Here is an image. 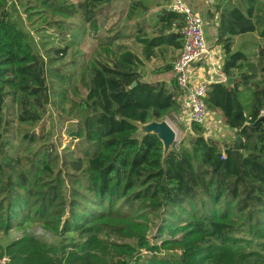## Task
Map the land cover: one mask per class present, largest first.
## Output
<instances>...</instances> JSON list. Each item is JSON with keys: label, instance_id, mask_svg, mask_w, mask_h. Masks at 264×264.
Instances as JSON below:
<instances>
[{"label": "trees", "instance_id": "trees-1", "mask_svg": "<svg viewBox=\"0 0 264 264\" xmlns=\"http://www.w3.org/2000/svg\"><path fill=\"white\" fill-rule=\"evenodd\" d=\"M112 1L0 0V231H21L0 244V264H264V47L256 66L231 42L257 23L264 37V6L242 0L244 9L222 13L223 69L235 79L211 83L205 96L238 138H207L193 122L182 149L166 151L141 126L176 105L178 86L143 81L141 59L127 48L112 52L116 35H103L107 59L86 66L84 94L62 109L76 120L77 140L63 148L51 130H39L61 83L55 65L79 20L98 33V14ZM38 32L66 44L41 50ZM143 42L149 59L159 41ZM192 161L221 213L167 225L164 210L186 202ZM35 225L54 240L36 236Z\"/></svg>", "mask_w": 264, "mask_h": 264}, {"label": "crops", "instance_id": "crops-1", "mask_svg": "<svg viewBox=\"0 0 264 264\" xmlns=\"http://www.w3.org/2000/svg\"><path fill=\"white\" fill-rule=\"evenodd\" d=\"M172 1L113 0L98 14L101 25L98 33L90 30L88 22H85L83 19L80 20L82 22H80L81 49L84 50L85 48L87 50V45L93 44L95 47L92 55L95 54L96 57L93 59V56H91L90 61L93 63V61L97 60H106L107 58L104 56L105 54L99 45V41L103 35V39L107 35H116L117 39L111 47L112 52L121 53L124 48H127V50L135 53L142 61L139 71L143 81L174 91L177 81L173 71V62L181 54L184 45V38L180 32V29L184 25V18L181 14L170 10ZM185 1L202 17L204 33L210 49L209 55L199 64L198 71H201V76L210 80V83L232 84L235 78L228 76L223 69L226 52L224 44L219 41V28L222 13L231 12L236 8L244 9L242 0ZM260 5L264 6V0H258L257 7L259 8ZM257 7L256 17L262 14V11H258ZM261 27L257 23L255 31L245 32L231 37L232 50L244 52L247 60L255 63L256 66L262 59L261 50L264 47V37L260 33ZM152 39H157L159 42L153 51L150 52V58L146 59L144 52L145 42L143 40L150 41ZM100 52L103 53L101 54ZM168 66L170 68L166 69ZM260 77V74H258L257 80ZM176 94V105L170 110H176L177 108L180 110L184 106L185 111L181 110L184 115L181 114V111L179 112L181 114L180 121L183 122L187 129L192 131L193 122L190 121L183 94L180 90H177ZM216 112V116L214 117L215 122L219 120L218 122L222 126L219 129V133L226 134L216 137L217 135L213 131L217 130L218 125L217 122L216 124L214 122L210 131L204 133L205 137L215 138L225 143L238 138L234 131L226 125L222 113L219 111ZM262 116H264V112H262ZM226 135L230 136L229 139H222Z\"/></svg>", "mask_w": 264, "mask_h": 264}, {"label": "rangeland", "instance_id": "rangeland-1", "mask_svg": "<svg viewBox=\"0 0 264 264\" xmlns=\"http://www.w3.org/2000/svg\"><path fill=\"white\" fill-rule=\"evenodd\" d=\"M80 21V20H79ZM81 22V21H80ZM79 22V25L74 28L73 32L70 34L69 40L67 44L71 48H69V51L67 55L65 56H59V61L57 60L56 65L59 68H62L60 70V74L62 77L60 78V85L54 84L53 85V101H52V109L47 112V115L44 118V121L41 123V127H45V129L51 130V135L49 138L53 140V138H58L61 147L65 148L68 145H71L73 148L76 146L77 140H73V138L70 135V130L73 128L76 124V120L74 117H69L64 115V106L69 103L70 98H72L74 93L77 94H84V88L81 83V76L86 71V66L88 64H91L92 61H90L91 56L96 57V55H92L94 52V45L88 44L87 50H82L80 45V36H81V26ZM31 28V27H30ZM33 28V27H32ZM35 31L34 29H32ZM36 38L39 41V44L44 45V47H41V50L43 48H48L52 46V42L59 44L60 46H64L66 42H62L59 39H57L55 36H51L50 33L46 32H38L34 34ZM43 42V43H42ZM92 59V60H93ZM78 60V63L72 65L73 63H70L71 61ZM66 74V75H63ZM69 79V80H68ZM65 92V94H64ZM185 111V108L183 106V109H176V110H170V112L167 113L162 119L154 120V121H164L167 122L174 130L175 132V140L173 144H170L166 146V151L170 149H178L181 150L182 148V142L187 139L188 134L194 133V129L189 130L187 127L183 124V122L180 121V116L182 111ZM181 111V114L179 113ZM219 121V120H218ZM217 122V130H214L213 133L218 136H224V134L219 133V129L222 127L220 126L219 122ZM215 118L213 119L212 123L214 124ZM215 122V124H216ZM216 129V128H215ZM141 130L143 132H146L149 130V124H145L141 126ZM230 136L226 135L224 140H228ZM189 169L191 171L190 175V190L189 193L186 195V202L183 205H176L174 207L166 208L163 212V220L165 219V222L167 225L170 224H177L181 222H188L192 221L194 218H203V216L209 217L211 220L215 219L216 216L221 213V210H219L216 207L215 202L210 197L209 190L204 189L201 185V177H202V169L200 166V162L192 161L189 162ZM31 232H33L36 236L46 239L48 241H53L54 236L51 234L50 231H45L42 227L39 225H35L32 228L29 229ZM21 235V231L18 229H12L9 232H6L4 230L0 231V244L6 245L10 241L14 240L15 238L19 237ZM167 236V234L164 235V237Z\"/></svg>", "mask_w": 264, "mask_h": 264}, {"label": "built area", "instance_id": "built-area-1", "mask_svg": "<svg viewBox=\"0 0 264 264\" xmlns=\"http://www.w3.org/2000/svg\"><path fill=\"white\" fill-rule=\"evenodd\" d=\"M172 12L181 14L184 25L180 32L184 38L181 54L173 62L178 89L182 92L191 122H197L209 132L213 126L216 111L210 110L205 103L210 80L201 76L198 66L209 55L203 19L185 0H173Z\"/></svg>", "mask_w": 264, "mask_h": 264}, {"label": "water", "instance_id": "water-1", "mask_svg": "<svg viewBox=\"0 0 264 264\" xmlns=\"http://www.w3.org/2000/svg\"><path fill=\"white\" fill-rule=\"evenodd\" d=\"M258 122L264 123V116L260 117ZM148 124H149V130H147L146 132H153V133L158 134V136L164 143L165 149H166V146L173 144L175 140V132L173 128L167 122L152 121Z\"/></svg>", "mask_w": 264, "mask_h": 264}]
</instances>
